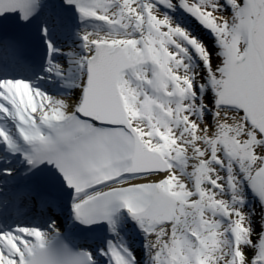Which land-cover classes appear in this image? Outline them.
<instances>
[{
    "label": "snow or ice",
    "instance_id": "snow-or-ice-1",
    "mask_svg": "<svg viewBox=\"0 0 264 264\" xmlns=\"http://www.w3.org/2000/svg\"><path fill=\"white\" fill-rule=\"evenodd\" d=\"M63 3L84 25L81 44L63 52L45 40L44 71L60 80L58 95L0 78L4 152L29 171L54 169L73 192L75 222L108 226L117 238L99 249L107 264H140L118 236L124 212L143 236V264H264V0ZM44 6L0 0V16L28 22ZM180 12L212 46L170 14ZM14 44L0 41V73L10 70ZM0 163L10 160L0 155ZM13 175L0 167V177ZM37 194L42 207L54 206L46 186L29 193L0 179V218L19 215L23 199ZM0 264L97 257L73 246L53 219L47 230L0 231Z\"/></svg>",
    "mask_w": 264,
    "mask_h": 264
},
{
    "label": "bare ground",
    "instance_id": "bare-ground-1",
    "mask_svg": "<svg viewBox=\"0 0 264 264\" xmlns=\"http://www.w3.org/2000/svg\"><path fill=\"white\" fill-rule=\"evenodd\" d=\"M60 1V0H59ZM63 1V0H61ZM71 10H73L75 12V18H78V14H76V11L74 8H71ZM79 19V18H78ZM48 22L52 23V20L49 19ZM63 26V27H62ZM70 25H62V24H59V25H56V24H50V32L51 31H55V27H56V30L58 32L62 31V45L60 47L62 48H58V49H61L63 50V52H67L69 49H78L80 44H81V40L79 38V33L81 31V29L84 27V25H80L77 27L76 29V33H73L72 32V26H70V28H68ZM62 28V29H61ZM65 36V37H63ZM70 47V48H68ZM54 59L57 61V62H61L63 64H67V57L66 56H63L61 54H54ZM51 76V79H49V77ZM42 77L43 79L45 80H48L50 82V84H42V85H39L40 87H43L49 91H52L53 92V95H58L61 93L62 89L60 87V80L55 77V76H52V74H49L47 73V76L44 77L43 74H42ZM36 80L38 79H35V82ZM32 83H34L32 81ZM74 93L78 92V90L76 89H73L72 90ZM71 204H72V198H69L68 202L66 203V206H67V209H66V213H61L59 217V219H64L65 217H67V219L65 221H67L69 224H70V221H72V211H71ZM28 208H31V204L29 203L28 206H26ZM123 216L125 217L126 219V222L121 224L119 221L117 222V232H118V236L121 240H123L124 242L127 243L128 247L132 249V251L135 253L138 261L140 262V264H143V260H144V249H143V236L142 234L140 233V230L135 226L134 222L130 219V218H127V214H123ZM54 219H58V218H54ZM56 221V220H55ZM64 221V222H65ZM44 222V221H43ZM19 223H22L24 225H29L31 227H34L32 225H37V222H34L33 220H20ZM57 224V223H56ZM40 228V227H39ZM44 230H47V229H44ZM137 231L138 233V236L137 238L139 239V241L141 242V244L139 245L138 244V239L135 238V232ZM109 238L108 240H114L116 239L117 237L113 235V233L111 231H109ZM142 239V241H141ZM107 240V241H108ZM92 242V241H91ZM106 258V257H105Z\"/></svg>",
    "mask_w": 264,
    "mask_h": 264
},
{
    "label": "rangeland",
    "instance_id": "rangeland-1",
    "mask_svg": "<svg viewBox=\"0 0 264 264\" xmlns=\"http://www.w3.org/2000/svg\"><path fill=\"white\" fill-rule=\"evenodd\" d=\"M204 35H205V34H204ZM206 39H207V38H206ZM208 43H209V44H208L209 46H212L213 43H214V42H213V39H208ZM49 94H51V93H49ZM252 207H255V208L257 209V212L260 211V209H259V205H258V202H257L256 205H255V204L252 205ZM136 238H137V237H136ZM137 239H138V238H137ZM138 244L140 245L141 243L138 242Z\"/></svg>",
    "mask_w": 264,
    "mask_h": 264
}]
</instances>
